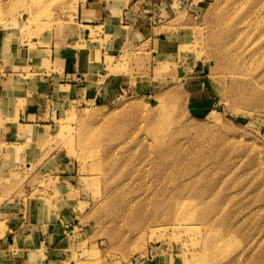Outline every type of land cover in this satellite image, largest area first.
<instances>
[{"label": "rangeland", "instance_id": "obj_1", "mask_svg": "<svg viewBox=\"0 0 264 264\" xmlns=\"http://www.w3.org/2000/svg\"><path fill=\"white\" fill-rule=\"evenodd\" d=\"M81 13L123 56L46 132L0 118V264H264V0H0V33L80 41ZM65 203L63 235L8 243L21 212L51 227Z\"/></svg>", "mask_w": 264, "mask_h": 264}, {"label": "crops", "instance_id": "obj_2", "mask_svg": "<svg viewBox=\"0 0 264 264\" xmlns=\"http://www.w3.org/2000/svg\"><path fill=\"white\" fill-rule=\"evenodd\" d=\"M83 16L84 14L81 13V19L75 23L77 25L74 30V34L80 35V41L67 39L59 44L53 41L48 45L32 47L29 42L25 43L19 37L10 35V30H3L0 33V60L2 61L0 64V118L7 117L6 119L11 120L12 130L39 135L38 129H44V131L48 129L44 127L46 125H41L47 111L50 110V113H53L58 103L67 104L68 99L72 101L90 99L94 94L95 98L106 97L105 86L109 80L102 82L97 88H92L91 85L95 80L101 81L107 56H114L116 64L120 56H123L121 53L123 47L116 42L112 48H102L98 41H94L89 36L88 29L85 28L88 26L97 28L102 26L101 23L85 20ZM107 16L105 15L103 19H107ZM104 38L105 35H102V39ZM30 63L33 66L31 70L35 71L34 77H37L32 90L21 85L20 82V77H25V74L22 75V68ZM66 89H70V92ZM67 94L70 96L68 97ZM19 119L26 123H21ZM44 131L43 133L46 132ZM67 205L69 204L65 203L61 206L59 217L51 227L35 220L39 217L34 206L29 210L30 213L28 210L21 212L20 220H17L18 225L16 229L14 228L15 234L8 243L13 244L12 241L21 240L22 243L19 245L28 250L26 245L21 244L27 243L31 238L40 239L46 232L54 233L56 238L63 235L66 223L72 216V211ZM38 215L43 219L46 218V212L44 214L40 212ZM28 219L33 221L28 222ZM10 231L13 232L12 229ZM8 246L4 248L7 249ZM20 249L14 248L13 253L17 254Z\"/></svg>", "mask_w": 264, "mask_h": 264}, {"label": "bare ground", "instance_id": "obj_3", "mask_svg": "<svg viewBox=\"0 0 264 264\" xmlns=\"http://www.w3.org/2000/svg\"><path fill=\"white\" fill-rule=\"evenodd\" d=\"M224 18V17H223ZM229 18V17H228ZM228 21V20H227ZM233 21V20H232ZM231 21V22H232ZM228 23V22H227ZM222 24V23H221ZM240 24V23H239ZM227 25V24H226ZM223 29V28H222ZM240 29V28H239ZM228 30V29H227ZM231 31V30H230ZM236 31V30H235ZM243 31V30H242ZM217 33H220V32H217ZM241 33V32H240ZM228 34V33H227ZM235 34V33H234ZM216 35V34H215ZM221 35V34H220ZM236 35L238 36V34L236 33ZM232 36V35H231ZM230 38V37H229ZM236 38V37H235ZM239 38V37H238ZM228 39V38H227ZM243 39V38H242ZM221 41V40H220ZM225 41V40H224ZM232 41V40H231ZM237 43V42H236ZM244 44V43H243ZM217 45H219V44H217ZM227 45V44H226ZM240 48V47H239ZM227 51V50H226ZM237 51V50H236ZM235 52V51H234ZM238 53V52H237ZM225 55V54H224ZM234 55V54H233ZM240 56V55H239ZM232 57V56H231ZM229 58V57H228ZM233 59H235L234 57H233ZM236 59H238L237 57H236ZM236 59H235V61H236ZM225 60V59H224ZM228 61V60H227ZM238 61V60H237ZM233 62V61H232ZM235 63V62H234ZM237 64H238V62H237ZM220 65V64H219ZM232 65H234V64H232ZM231 65V66H232ZM230 66V65H229ZM233 67H235V65L233 66ZM232 67V68H233ZM226 68V67H225ZM229 68V67H228ZM235 68H237V67H235ZM234 68V69H235ZM228 70V69H227ZM233 70V69H232ZM237 71V70H236ZM238 74V73H237ZM238 85V84H237ZM239 88V87H238ZM169 102V101H168ZM168 104V103H167ZM168 108V107H167ZM166 113V112H165ZM164 113V114H165ZM38 130H42V129H38ZM189 182V181H188ZM192 188V187H191ZM218 188V187H217ZM177 189V188H176ZM179 190V189H178ZM213 190V189H212ZM177 191V190H176ZM180 191V190H179ZM216 192V191H215ZM195 193V192H194ZM170 196V195H169ZM176 197V196H175ZM198 197V196H197ZM197 197H196V199H197ZM163 198V197H162ZM166 198V197H165ZM193 198V197H192ZM199 198V197H198ZM200 199H202L201 197H200ZM199 201V200H198ZM201 201V200H200ZM203 201V200H202ZM213 213V212H212ZM196 221V220H195ZM212 222V221H211ZM198 223V222H197Z\"/></svg>", "mask_w": 264, "mask_h": 264}]
</instances>
